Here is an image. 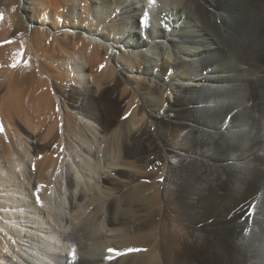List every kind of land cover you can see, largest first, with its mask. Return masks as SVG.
Here are the masks:
<instances>
[{
	"label": "bare ground",
	"instance_id": "obj_1",
	"mask_svg": "<svg viewBox=\"0 0 264 264\" xmlns=\"http://www.w3.org/2000/svg\"><path fill=\"white\" fill-rule=\"evenodd\" d=\"M0 15V264H264V0Z\"/></svg>",
	"mask_w": 264,
	"mask_h": 264
},
{
	"label": "snow or ice",
	"instance_id": "obj_2",
	"mask_svg": "<svg viewBox=\"0 0 264 264\" xmlns=\"http://www.w3.org/2000/svg\"><path fill=\"white\" fill-rule=\"evenodd\" d=\"M0 19H2V15H0ZM20 62H21V60L18 58L16 60V62L12 64V67L15 68L17 66V64H19ZM101 67H103V66H101ZM37 202L39 203L38 192H37ZM69 255L72 256V257H74V251L73 252H70Z\"/></svg>",
	"mask_w": 264,
	"mask_h": 264
}]
</instances>
